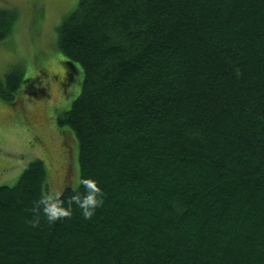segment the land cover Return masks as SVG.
<instances>
[{
  "label": "trees",
  "instance_id": "16d2710c",
  "mask_svg": "<svg viewBox=\"0 0 264 264\" xmlns=\"http://www.w3.org/2000/svg\"><path fill=\"white\" fill-rule=\"evenodd\" d=\"M16 20L0 9V41ZM56 48L83 73L57 117L78 143L71 215L48 222L30 162L0 185V264H264V0H79ZM84 178L104 200L90 219Z\"/></svg>",
  "mask_w": 264,
  "mask_h": 264
},
{
  "label": "rangeland",
  "instance_id": "374dc122",
  "mask_svg": "<svg viewBox=\"0 0 264 264\" xmlns=\"http://www.w3.org/2000/svg\"><path fill=\"white\" fill-rule=\"evenodd\" d=\"M78 1L0 0V9L17 13L11 35L0 41V81L23 68L14 99L0 89V185H14L36 159L46 167L49 194L79 184L78 143L57 117L80 93L83 73L56 48V28ZM65 131L72 134L67 140Z\"/></svg>",
  "mask_w": 264,
  "mask_h": 264
},
{
  "label": "clouds",
  "instance_id": "9594fccd",
  "mask_svg": "<svg viewBox=\"0 0 264 264\" xmlns=\"http://www.w3.org/2000/svg\"><path fill=\"white\" fill-rule=\"evenodd\" d=\"M54 70H59L58 68ZM30 75L32 73H29ZM84 183L88 191L85 195L81 196L79 193L73 196L72 199L82 209V215L85 218H92L97 208L102 206L104 200L102 190L97 182L91 178H84L81 181ZM60 193H53L41 197L39 204L43 205V212L46 214L49 223L57 221L59 218L70 216L71 208L64 207L62 201L57 199ZM33 224L39 223V217L31 221Z\"/></svg>",
  "mask_w": 264,
  "mask_h": 264
}]
</instances>
